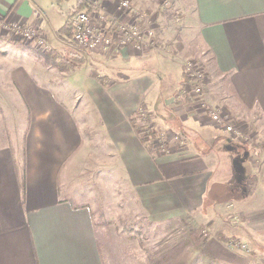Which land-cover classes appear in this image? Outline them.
<instances>
[{
    "label": "crops",
    "instance_id": "obj_1",
    "mask_svg": "<svg viewBox=\"0 0 264 264\" xmlns=\"http://www.w3.org/2000/svg\"><path fill=\"white\" fill-rule=\"evenodd\" d=\"M79 1L84 4L0 0V18L39 28L50 46L43 51L55 58L85 60L79 68L62 70L61 83L71 88L70 82L76 83L75 96H84L102 123L84 121L75 109V96L63 93L68 97L58 98L52 90L45 98L34 96L36 85L28 70L16 79L30 103L31 123L24 136L23 161L16 150L0 146V264H105L90 207L66 196L60 180L62 170L80 156L84 126L105 132V166L114 163L148 216L161 219L200 211L211 223L228 210L237 218L233 234L263 255L264 151L227 134L184 92L182 61L157 58L155 51L168 52V45L139 51L113 44L105 52H81L69 33L59 31L70 24ZM188 1L179 32L187 42L179 41L182 35L170 29L168 35L163 29L159 37L179 55L193 51V44L207 49L210 66L204 90L209 101L264 146V0ZM98 2L108 13L115 12L117 0ZM130 15L119 16L129 21ZM152 17L151 25L158 26ZM6 34L20 38L6 31L0 35ZM6 45L0 40L2 70L16 51L29 56L15 42L7 46L8 54L3 51ZM85 54L94 61L89 68ZM101 62L104 66L98 68L95 63ZM10 66L17 67V62ZM141 109L157 130L165 132V149L155 145L150 152L141 141L128 119ZM210 192L215 196L207 204ZM229 192L232 201L224 204ZM216 238L208 240L206 248L216 249ZM210 254L219 256L216 251Z\"/></svg>",
    "mask_w": 264,
    "mask_h": 264
},
{
    "label": "rangeland",
    "instance_id": "obj_2",
    "mask_svg": "<svg viewBox=\"0 0 264 264\" xmlns=\"http://www.w3.org/2000/svg\"><path fill=\"white\" fill-rule=\"evenodd\" d=\"M129 1L144 12L147 19H151L152 15L153 21L158 24V26L152 25L156 41H158L159 46L162 44L163 48L167 45L169 47L168 52L155 51L158 52L156 53L158 59H170L177 64L179 61L183 63L185 59H194L203 65L206 69V78L208 77L210 54L205 47L202 45L196 47V44H193V51L188 52L186 50V52L184 51L186 54L183 52L184 54L179 55L173 51V46L165 42L164 37H159L163 29L167 35L168 29H170L169 32L175 31L180 35V26L183 25L181 17H184L183 13L187 10L185 5H189L188 0H136L135 3L133 0ZM136 2H142L147 8H142L143 6ZM146 10L153 11V14L147 13ZM130 16H132L130 22L140 24L137 21L138 17L133 14ZM140 21L144 22L141 19ZM147 22L151 23L149 20ZM184 35L178 40L186 43ZM0 40L1 43L7 44L3 51H7L8 54L10 49H7V46H11L14 42L18 48L24 49L29 54V56H25L20 54V51H16V57L9 58V60L16 59L17 61L11 62L6 60V57V67L4 70L0 67V146L11 147L12 150H16L17 154L20 155L19 161L21 162L24 158L22 153L25 143L24 136L30 127L29 123H31V111H29L30 103L23 98V92L18 87L16 79L23 75L24 69L28 70V77L36 85L32 89L34 96L38 95L44 98L50 95L51 90L55 96L58 95V98L68 97L66 95L75 96L77 88L74 86L77 85L70 82L71 88L67 84L61 83L62 70H59V65L64 67L62 64L64 59L51 56L49 52L43 51L42 47H38L32 42H23L21 37L16 40L6 34L0 35ZM80 50L81 52L84 51L82 48ZM152 55L154 56V54ZM1 56L0 54V66H3L2 59L5 57L2 58ZM85 56H88L89 64L87 63L86 67L89 68L90 62L93 63L94 61L89 55L85 54ZM63 57L65 60L71 59L68 55ZM19 59H23V61L19 62ZM56 60L59 61V64L56 63L58 67L55 64ZM13 62H17V67L10 66ZM83 62L82 64H84ZM96 64H98V68L100 64L104 66L102 62ZM55 84H59V86ZM63 93L66 95L64 96ZM76 100L79 103L75 109L82 114L81 117L84 121L90 119L91 122H97L98 125L102 124L95 115L96 109L84 96L81 99L79 96ZM66 104L68 108H73L70 102L66 101ZM40 106L42 105L40 104ZM144 113V115H138L139 122L146 124L152 130L156 129L149 114ZM239 125L241 126V123ZM155 132V139H157L158 133L161 131L156 129ZM162 132L165 134L164 131ZM104 133L101 128H94V126L82 128L83 139L80 145V156L68 168L62 170L60 180L66 196H73L79 202L90 207L93 225L96 228L105 264H264V254L258 253V250H251L247 241L246 243L239 235L233 234V227L236 225L233 219L237 220V218H233L232 213L228 210L222 208L223 212L218 219L211 223L203 219L200 211L161 219H153L148 216L138 203L132 187L125 183L120 175V170L115 169L114 163L111 168L105 166V151L108 143ZM249 133L251 134L250 131ZM252 137L254 140L255 136ZM165 138L161 149L166 148L168 140L166 134ZM243 142L248 145H257L244 140ZM257 143L259 144V142ZM227 194V197L224 198V204H226L225 202L230 203L233 198L231 192ZM214 196L215 194L208 193L207 204L210 203V200L212 201ZM203 229L205 232L202 231ZM219 230L229 239H239L246 243V247L231 249L225 245L227 242H220L216 238L218 247L216 249L210 248V246L206 248V242L210 239L214 240L215 232ZM215 251L219 256L210 254Z\"/></svg>",
    "mask_w": 264,
    "mask_h": 264
},
{
    "label": "built area",
    "instance_id": "obj_3",
    "mask_svg": "<svg viewBox=\"0 0 264 264\" xmlns=\"http://www.w3.org/2000/svg\"><path fill=\"white\" fill-rule=\"evenodd\" d=\"M83 8L76 10L70 18L71 41L79 48L90 51H107L113 44L118 49L123 46H132L136 50L158 49L160 48L153 26L148 23L147 16L144 12L135 7L129 0H117L115 5L116 13H108L98 0H83ZM98 10V11H97ZM130 12L138 17L140 24L130 22L124 19L123 13ZM122 15V16H119ZM143 20L146 23H142ZM112 22L114 25L112 26ZM150 22V20H149ZM6 31L18 35L26 42H32L38 47L47 50L50 48L46 37L34 25H25L18 22L5 21L0 18V32ZM185 75L184 92L189 93L199 107L207 112V116L212 122L221 126L222 129L238 140L253 142L256 146L264 151V146L253 140V135L248 131H243L238 121L229 116L218 106L213 105L207 95L205 89L206 71L203 65H200L194 59H185L181 65ZM141 115L145 113L141 109ZM165 134L158 133L154 145L158 144V148H163L165 142ZM253 140V141H252ZM205 232V229L202 230ZM246 243L239 239H229L225 245L234 249L236 247L245 248Z\"/></svg>",
    "mask_w": 264,
    "mask_h": 264
},
{
    "label": "trees",
    "instance_id": "obj_4",
    "mask_svg": "<svg viewBox=\"0 0 264 264\" xmlns=\"http://www.w3.org/2000/svg\"><path fill=\"white\" fill-rule=\"evenodd\" d=\"M82 7H83V2L79 1L74 12L78 9H81ZM59 31L67 32V33H69V35L71 37L70 24L65 23L60 28ZM44 54H49V53H44ZM58 62L59 61L56 60L55 64ZM62 64L64 65V67L62 65H59L60 66L59 70L71 71V70H74V69L79 68L81 66L82 59L81 58L79 59V57H77V59L67 58L66 60L65 59L62 60ZM57 67H58V65H57ZM128 119L130 120V122H131L132 126L134 127V129L136 130V132L140 135L141 141L144 143V145H146L148 147L150 152H152L153 148L155 147L154 143H155V135H156L155 130L156 129L152 130L151 128L147 127L146 124H141L139 122V118L136 114L130 115V117ZM20 186H21V182H20ZM215 234H216V237L218 238V240H220L221 242H227L229 240V237L227 235H225L224 233H221L220 230L215 232Z\"/></svg>",
    "mask_w": 264,
    "mask_h": 264
},
{
    "label": "bare ground",
    "instance_id": "obj_5",
    "mask_svg": "<svg viewBox=\"0 0 264 264\" xmlns=\"http://www.w3.org/2000/svg\"><path fill=\"white\" fill-rule=\"evenodd\" d=\"M240 141V140H239Z\"/></svg>",
    "mask_w": 264,
    "mask_h": 264
}]
</instances>
